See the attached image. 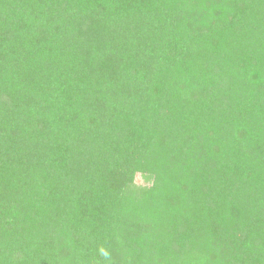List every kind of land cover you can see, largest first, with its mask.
Masks as SVG:
<instances>
[{"label": "trees", "instance_id": "obj_1", "mask_svg": "<svg viewBox=\"0 0 264 264\" xmlns=\"http://www.w3.org/2000/svg\"><path fill=\"white\" fill-rule=\"evenodd\" d=\"M0 264H264V0H0Z\"/></svg>", "mask_w": 264, "mask_h": 264}, {"label": "clouds", "instance_id": "obj_2", "mask_svg": "<svg viewBox=\"0 0 264 264\" xmlns=\"http://www.w3.org/2000/svg\"><path fill=\"white\" fill-rule=\"evenodd\" d=\"M99 252H100V255L102 257H104L105 259H109L110 258V253L106 249H104L103 247H101L99 249Z\"/></svg>", "mask_w": 264, "mask_h": 264}, {"label": "rangeland", "instance_id": "obj_3", "mask_svg": "<svg viewBox=\"0 0 264 264\" xmlns=\"http://www.w3.org/2000/svg\"><path fill=\"white\" fill-rule=\"evenodd\" d=\"M136 181L139 182V183L140 182L145 183L144 180H143V178L142 177H139V175L136 176Z\"/></svg>", "mask_w": 264, "mask_h": 264}]
</instances>
